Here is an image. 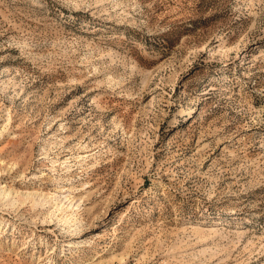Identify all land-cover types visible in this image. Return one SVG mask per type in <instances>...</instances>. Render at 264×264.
<instances>
[{"label": "rangeland", "instance_id": "rangeland-1", "mask_svg": "<svg viewBox=\"0 0 264 264\" xmlns=\"http://www.w3.org/2000/svg\"><path fill=\"white\" fill-rule=\"evenodd\" d=\"M0 264H264V0H0Z\"/></svg>", "mask_w": 264, "mask_h": 264}, {"label": "bare ground", "instance_id": "bare-ground-1", "mask_svg": "<svg viewBox=\"0 0 264 264\" xmlns=\"http://www.w3.org/2000/svg\"><path fill=\"white\" fill-rule=\"evenodd\" d=\"M188 116V115H187ZM189 117L190 118H192L193 116H192V113H189ZM71 211H73V212H75L73 209H71ZM68 214V213H67ZM67 214H66V216H67ZM70 214V213H69ZM73 216H74V214L72 213V215H69L67 218H66V222H70L72 219H73ZM222 229H224V228H221V229H215L214 227H212V229H210L209 231L210 232H212V233H215V235L216 234H222V232H220V231H222ZM207 233V232H206ZM208 234V233H207ZM209 235V234H208ZM212 236V235H211ZM223 237V236H222Z\"/></svg>", "mask_w": 264, "mask_h": 264}]
</instances>
